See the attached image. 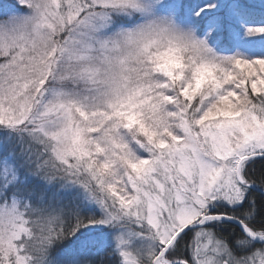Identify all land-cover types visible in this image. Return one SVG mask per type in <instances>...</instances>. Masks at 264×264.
I'll return each instance as SVG.
<instances>
[{"label":"snow or ice","instance_id":"1","mask_svg":"<svg viewBox=\"0 0 264 264\" xmlns=\"http://www.w3.org/2000/svg\"><path fill=\"white\" fill-rule=\"evenodd\" d=\"M0 264H264V0H0Z\"/></svg>","mask_w":264,"mask_h":264}]
</instances>
